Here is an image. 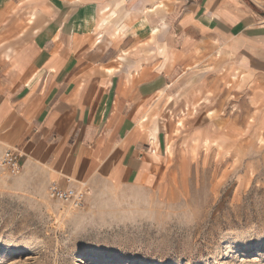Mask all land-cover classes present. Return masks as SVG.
<instances>
[{
    "label": "crops",
    "instance_id": "0c3cea01",
    "mask_svg": "<svg viewBox=\"0 0 264 264\" xmlns=\"http://www.w3.org/2000/svg\"><path fill=\"white\" fill-rule=\"evenodd\" d=\"M237 72L264 105L255 0H0V156L48 186L154 184L168 105Z\"/></svg>",
    "mask_w": 264,
    "mask_h": 264
},
{
    "label": "rangeland",
    "instance_id": "374dc122",
    "mask_svg": "<svg viewBox=\"0 0 264 264\" xmlns=\"http://www.w3.org/2000/svg\"><path fill=\"white\" fill-rule=\"evenodd\" d=\"M225 76L168 105L154 184L98 179L73 208L40 169L0 167V264H264V105L245 73Z\"/></svg>",
    "mask_w": 264,
    "mask_h": 264
},
{
    "label": "built area",
    "instance_id": "2783aa9c",
    "mask_svg": "<svg viewBox=\"0 0 264 264\" xmlns=\"http://www.w3.org/2000/svg\"><path fill=\"white\" fill-rule=\"evenodd\" d=\"M0 167L7 169L12 175H18L23 169L22 154L19 149L9 148L0 156ZM47 193L50 199L60 201L73 208H81L88 194L83 186L78 189H66L56 182L49 184Z\"/></svg>",
    "mask_w": 264,
    "mask_h": 264
},
{
    "label": "bare ground",
    "instance_id": "6f19581e",
    "mask_svg": "<svg viewBox=\"0 0 264 264\" xmlns=\"http://www.w3.org/2000/svg\"><path fill=\"white\" fill-rule=\"evenodd\" d=\"M151 137H153V136H151ZM154 140H155V139H154ZM167 151H171V146H168V147H167ZM83 258H84V257L79 258V259H78V262L82 263L83 261H85Z\"/></svg>",
    "mask_w": 264,
    "mask_h": 264
}]
</instances>
